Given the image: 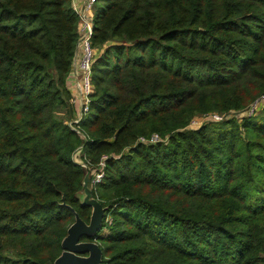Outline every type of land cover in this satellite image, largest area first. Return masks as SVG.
Instances as JSON below:
<instances>
[{"label":"trees","instance_id":"trees-1","mask_svg":"<svg viewBox=\"0 0 264 264\" xmlns=\"http://www.w3.org/2000/svg\"><path fill=\"white\" fill-rule=\"evenodd\" d=\"M77 23L71 0H0V264L53 263L104 156L101 264H264V109L188 127L264 93V0H98L79 133Z\"/></svg>","mask_w":264,"mask_h":264},{"label":"built area","instance_id":"built-area-1","mask_svg":"<svg viewBox=\"0 0 264 264\" xmlns=\"http://www.w3.org/2000/svg\"><path fill=\"white\" fill-rule=\"evenodd\" d=\"M97 2L98 0H71L72 8L78 18V38L69 76L70 81L73 83L71 103L76 106V114L74 119L68 124L78 133L79 130L73 125L78 123L88 113L90 96L94 90L92 83V65L96 59L98 50L93 45L92 37L94 32V11ZM263 109L264 93L238 111H209L196 115L191 118L188 127L195 129L208 122H222L230 117H236L238 120L251 118L263 111ZM138 140L146 144H155L161 138L157 133H153L149 137L141 136ZM105 159V156L100 159L94 174L89 179L91 188L98 184L103 177ZM104 220L107 225H110L112 222V219L108 215L104 217ZM106 226H102V230H107Z\"/></svg>","mask_w":264,"mask_h":264},{"label":"water","instance_id":"water-1","mask_svg":"<svg viewBox=\"0 0 264 264\" xmlns=\"http://www.w3.org/2000/svg\"><path fill=\"white\" fill-rule=\"evenodd\" d=\"M85 166L82 189L77 193V197L81 204L90 207L89 220L84 221L70 208L74 221L67 228L66 235L61 240L62 251L52 264H101L103 252L98 238L101 235L107 206H103L92 196V188L89 185L91 167Z\"/></svg>","mask_w":264,"mask_h":264},{"label":"rangeland","instance_id":"rangeland-1","mask_svg":"<svg viewBox=\"0 0 264 264\" xmlns=\"http://www.w3.org/2000/svg\"><path fill=\"white\" fill-rule=\"evenodd\" d=\"M208 112H209V111H208ZM260 113H261V112H260ZM199 114H201V113H199ZM199 114H195L194 116L199 115ZM194 116H193V117H194ZM193 117H192V118H193ZM82 165L84 166V168H86L85 165H87V164L82 163ZM87 166H88V165H87ZM96 167H97V166L91 168L89 179H90V177L94 174V172H95V170H96ZM107 215L111 218V216H110L109 214H107ZM107 232H108L107 230H102V231H100V234H101V235H105Z\"/></svg>","mask_w":264,"mask_h":264},{"label":"crops","instance_id":"crops-1","mask_svg":"<svg viewBox=\"0 0 264 264\" xmlns=\"http://www.w3.org/2000/svg\"><path fill=\"white\" fill-rule=\"evenodd\" d=\"M67 86H68V88H69V91H70V94H71V96L73 95V83H72V81H70V78L68 79V81H67ZM75 106V105H74ZM75 109H76V106H75Z\"/></svg>","mask_w":264,"mask_h":264}]
</instances>
